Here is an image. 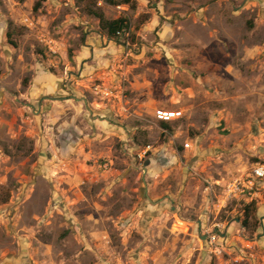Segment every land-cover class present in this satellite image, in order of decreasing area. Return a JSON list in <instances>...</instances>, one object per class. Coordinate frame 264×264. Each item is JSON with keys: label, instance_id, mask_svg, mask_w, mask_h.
<instances>
[{"label": "rangeland", "instance_id": "rangeland-1", "mask_svg": "<svg viewBox=\"0 0 264 264\" xmlns=\"http://www.w3.org/2000/svg\"><path fill=\"white\" fill-rule=\"evenodd\" d=\"M117 1L125 46L85 1L0 0V264H222L216 225L260 264L264 199L247 228L224 184L264 165V0Z\"/></svg>", "mask_w": 264, "mask_h": 264}, {"label": "built area", "instance_id": "built-area-1", "mask_svg": "<svg viewBox=\"0 0 264 264\" xmlns=\"http://www.w3.org/2000/svg\"><path fill=\"white\" fill-rule=\"evenodd\" d=\"M25 23L28 24L29 19H26ZM155 118L160 123H172L182 119L183 112L160 109L155 112ZM186 145L187 147L189 146V144ZM224 187L228 196L227 200L229 201H246L250 205L260 199H264L260 198L261 190L264 189V165H254L251 169L242 172L234 179L225 182ZM200 236L203 239L207 253L215 256L222 264H234L239 262L238 259L233 258L232 254L227 251V237L219 225L213 228H203ZM260 264H264V260Z\"/></svg>", "mask_w": 264, "mask_h": 264}, {"label": "trees", "instance_id": "trees-1", "mask_svg": "<svg viewBox=\"0 0 264 264\" xmlns=\"http://www.w3.org/2000/svg\"><path fill=\"white\" fill-rule=\"evenodd\" d=\"M87 3L88 14L93 16L99 21L100 30L106 36L107 39L114 41L116 43L122 44L125 46L126 42L129 40L131 34V24L130 21L126 18L118 19H107L103 12L97 8L98 2H104L105 4L116 6L118 5L117 0H82ZM162 127L166 130L170 129V123L162 122ZM255 209V204H250L244 208V213L246 219L244 220V225L248 228L250 226L251 210ZM253 220V219H252ZM254 221H256L254 219ZM258 222H255L253 225L256 227Z\"/></svg>", "mask_w": 264, "mask_h": 264}]
</instances>
